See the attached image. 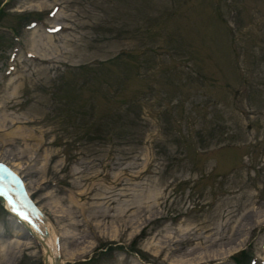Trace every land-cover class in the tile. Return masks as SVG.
I'll use <instances>...</instances> for the list:
<instances>
[{
  "label": "rangeland",
  "instance_id": "obj_1",
  "mask_svg": "<svg viewBox=\"0 0 264 264\" xmlns=\"http://www.w3.org/2000/svg\"><path fill=\"white\" fill-rule=\"evenodd\" d=\"M0 165L64 264H264V0H8Z\"/></svg>",
  "mask_w": 264,
  "mask_h": 264
},
{
  "label": "bare ground",
  "instance_id": "obj_2",
  "mask_svg": "<svg viewBox=\"0 0 264 264\" xmlns=\"http://www.w3.org/2000/svg\"><path fill=\"white\" fill-rule=\"evenodd\" d=\"M61 11L62 10H60L59 9V11L57 12V16H59L60 15V13H61ZM51 36V35H50ZM50 36H48L47 35V37H49L50 38ZM15 165V164H14ZM13 165V166H14ZM9 166H12V165H10L9 164ZM12 168V167H11ZM15 168V167H14ZM14 170H17V167H16V169H14ZM11 173V172H10ZM18 175L21 177V179H22V176L18 173ZM0 176H2L3 177V179L2 180H0V190H2L5 194L3 195L4 197H5V202H4V204L9 208V209H12L13 211H15V212H18L22 217H25L24 215H23V212L21 211V209L19 208V207H17L16 206V204L14 203V200H13V198L11 197V194H10V191L11 190H13L11 187H14V194H16L17 195V197H19V198H21L23 201H24V203L27 205H25V210L26 209H30V210H32V211H34L35 213H37L36 212V209L33 207V206H30V205H28L27 204V202H25V199H24V195H23V192H22V189H21V179L20 178H18L17 176H15V179H13V177H11V175L10 174H4V175H2V174H0ZM17 188V189H16ZM15 209V210H14ZM12 216H14V215H12ZM14 218V220H15V225L17 226L16 228V230H17V232L19 231V230H21L23 233L25 232L26 233V235H28V239L31 241L32 239H31V237H30V235L28 234V231L19 223L18 224V221H17V216H14L13 217ZM25 220V219H24ZM25 222H28V220H25ZM28 226V225H27ZM29 226H31L34 230H36V227L35 226H32V225H29ZM28 226V227H29ZM16 230H14V233H15V231ZM40 236V235H39ZM38 237V236H37ZM44 240H45V242L48 244V246H49V248H51V250H52V245H53V240H52V238H51V236L50 235H48L47 237H45L44 238ZM42 247H43V249H44V252H45V254H44V257L47 255V253H48V251H47V249L42 245ZM50 250V249H49ZM53 251V250H52ZM46 259H47V261H48V264H56L55 263V260H54V258H53V254H52V252L50 251V253L46 256ZM57 264H64V259H62L61 260V262H59V263H57Z\"/></svg>",
  "mask_w": 264,
  "mask_h": 264
},
{
  "label": "water",
  "instance_id": "obj_3",
  "mask_svg": "<svg viewBox=\"0 0 264 264\" xmlns=\"http://www.w3.org/2000/svg\"><path fill=\"white\" fill-rule=\"evenodd\" d=\"M8 0H6L5 1V3L7 2ZM4 3V4H5ZM3 4V5H4ZM3 5H1V7H3ZM1 7H0V9H1ZM0 174H2V175H4V174H12V173H10V171L8 170V169H5L3 166H1L0 165ZM14 175L12 174L11 175V177H13ZM23 194H24V198H25V200H26V202L29 204V205H31V201L29 200V198L25 195V193L23 192ZM3 195H0V202L1 203H3ZM38 211V210H37ZM38 213H40L41 214V212H39L38 211ZM15 215L17 216V219L19 220V222L23 225V227H25V229L28 231V233H29V235H30V237L31 238H33V239H37L46 249H47V251H48V253H47V255L50 253V251L52 252V254H53V258H54V260H55V263L57 264V263H59V262H61V259H60V257H59V255H55L54 253H53V251L51 250V248H49V246H48V244L45 242V240H43V238H41L39 235H41L42 237H47L48 235H49V232H48V230L47 229H45V231L44 232H41V231H39L38 229H36L37 231H38V233H39V235L37 234V232H36V230H34L31 226H29V224H30V222L28 221V222H25V220L22 218V216L18 213V212H16L15 213ZM42 215V214H41ZM29 227H28V226ZM33 226V225H32ZM38 236V237H37ZM50 249V250H49ZM46 255V256H47ZM46 256L44 257V264H48V261H47V259H46Z\"/></svg>",
  "mask_w": 264,
  "mask_h": 264
},
{
  "label": "snow or ice",
  "instance_id": "obj_4",
  "mask_svg": "<svg viewBox=\"0 0 264 264\" xmlns=\"http://www.w3.org/2000/svg\"><path fill=\"white\" fill-rule=\"evenodd\" d=\"M10 175H12V174H10ZM3 179V177L2 176H0V180H2ZM13 179H15V177L13 176ZM5 193L2 191V190H0V195H4ZM15 210V209H14ZM23 219H25V220H27V217L25 216V217H22Z\"/></svg>",
  "mask_w": 264,
  "mask_h": 264
},
{
  "label": "trees",
  "instance_id": "obj_5",
  "mask_svg": "<svg viewBox=\"0 0 264 264\" xmlns=\"http://www.w3.org/2000/svg\"><path fill=\"white\" fill-rule=\"evenodd\" d=\"M235 258V261L237 262V264H241V261L239 259H237L236 257Z\"/></svg>",
  "mask_w": 264,
  "mask_h": 264
}]
</instances>
